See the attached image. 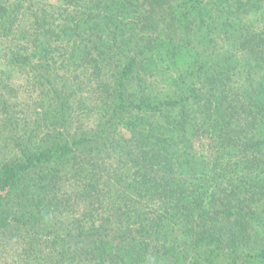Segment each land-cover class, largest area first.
<instances>
[{
  "label": "trees",
  "instance_id": "trees-1",
  "mask_svg": "<svg viewBox=\"0 0 264 264\" xmlns=\"http://www.w3.org/2000/svg\"><path fill=\"white\" fill-rule=\"evenodd\" d=\"M63 1L41 12L0 1L6 36L21 9L34 18L32 33L19 25L26 45L14 44L8 62L43 65L58 52L62 67L96 77L108 119L71 138L54 126L33 146L14 141L0 160V230L36 234L61 206L57 177L70 167L78 191L95 196L89 226L65 223L52 239L65 264H264L252 225L264 220V51L243 63L232 51L264 46L242 19L264 0ZM46 91L66 126V99ZM93 152L112 161L97 165ZM93 204L106 206L107 226L95 225Z\"/></svg>",
  "mask_w": 264,
  "mask_h": 264
},
{
  "label": "rangeland",
  "instance_id": "rangeland-1",
  "mask_svg": "<svg viewBox=\"0 0 264 264\" xmlns=\"http://www.w3.org/2000/svg\"><path fill=\"white\" fill-rule=\"evenodd\" d=\"M0 1L3 4L5 3V7H7L9 6L8 3H14L15 0ZM63 2V0H30L26 5L33 11L39 10L41 12L43 11V9H40L42 5L46 7V10H49L51 6L57 8ZM262 6L263 8L259 11L246 8L245 17L242 19L244 22L253 23L247 24V27L249 26L250 28L249 30L254 29L255 31L263 32L264 36V3H262ZM26 11L28 10H25V8L21 9L20 12L14 15L16 16L15 19L13 18L15 22L11 30L14 36L16 34L15 37L18 40L10 33L6 36L0 27V160L12 158L15 152V148H13L15 140L23 145L29 144V146H33L34 143L42 139V136L48 138L45 134H55L56 128L63 132L64 137L71 138L82 134L84 131H94V128H99L108 119L107 115H104V111L101 113L99 111L101 96L100 93H97L96 77L92 75L94 81L90 79L88 81L81 71L76 70L73 74V70L62 67L60 63H62L64 57L59 56L58 52L54 55L51 54L50 59H47L48 62H45L43 65H40L36 58L23 65L10 64L8 62L9 54L14 51V44L20 42L21 45H26L25 39L20 38L19 25L21 23L24 26L26 25L30 33L34 30V18H31L33 15ZM22 12H25L26 15ZM38 18H43L42 14L38 15ZM145 31L146 33H150V30ZM216 42L219 47L225 45L223 38H218ZM55 44L61 43L53 41L52 46ZM263 48L264 46L259 47L258 45L253 52L247 51L250 47L240 52L236 51V49H232V51L237 52V59L240 63L246 60V62H254V57L262 53L264 51ZM22 51L25 53L24 51L26 50ZM63 62H65V59ZM47 63L49 65H46ZM36 64L38 65L37 67L35 66ZM249 64L244 65L245 69L250 67ZM7 73H9V76H6ZM44 76L48 78L49 82L45 81ZM102 77V80H105V76H100V79ZM153 85L154 88L151 92L157 94L158 86L155 82ZM50 87L57 89L60 96L66 99L68 105L66 117H68L69 122L67 121V125L64 127L60 126V123L58 124L56 121L58 118L55 114L59 108L57 109L54 106L53 99L48 100V98H52V94L50 95L46 91ZM44 111L47 112L46 116L41 115ZM54 126L57 127L53 129ZM119 129V132H122V137H130L128 130L126 131L123 127H119ZM81 150H84V148H81ZM79 153L81 157H87L86 150ZM91 154L93 155V161L97 165L101 162H107L106 164L108 165L112 161L105 158L106 155L103 153L97 154L93 152ZM103 167L101 168L103 171L100 174L105 176L109 170ZM71 171L70 167H64L61 168V171L59 170L57 177V186L59 187L57 200L61 202V206L59 205V209L50 212V216L46 222L45 219L38 221L33 229L36 234L31 231L25 233L24 230L16 231L13 229L6 232L0 230V264H65V260L58 259L59 255L57 252L59 245L56 249L52 243V239L57 238L58 233L64 232L65 223L77 220L80 224H85L82 226H89V216L86 215V211L89 210L88 208L95 196L94 193H92L93 195H88V193L78 191V188L74 184L75 182L78 183V181L72 178ZM19 194H22L21 190H19ZM106 199L109 200L110 198ZM100 204H93L94 208L92 210L95 212L98 207V217L95 216L93 220L95 225L104 227L107 225L102 222L103 218L101 214H103L106 206L101 208ZM3 206L7 207L5 203ZM259 209L261 211L264 210V203ZM252 225L253 232L259 238V244H262L264 242V220ZM47 232L50 233L47 234ZM259 244L258 246H260ZM258 246L252 247L251 250L257 249ZM59 260L61 261L59 262ZM67 262L68 260L66 259V264ZM73 264H86V261L75 259V263Z\"/></svg>",
  "mask_w": 264,
  "mask_h": 264
}]
</instances>
